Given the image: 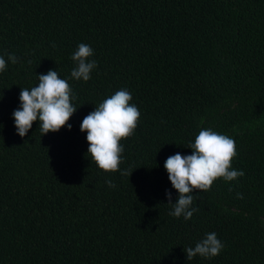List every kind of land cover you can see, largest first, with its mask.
I'll return each mask as SVG.
<instances>
[{
  "label": "trees",
  "instance_id": "trees-1",
  "mask_svg": "<svg viewBox=\"0 0 264 264\" xmlns=\"http://www.w3.org/2000/svg\"><path fill=\"white\" fill-rule=\"evenodd\" d=\"M80 43L87 82L71 78ZM0 56V264H264V0H0ZM49 70L72 88L71 129L20 137V91ZM120 89L140 119L105 173L80 124ZM209 128L234 139L244 176L194 190L198 211L176 218L165 160ZM211 232L220 254L188 261Z\"/></svg>",
  "mask_w": 264,
  "mask_h": 264
},
{
  "label": "clouds",
  "instance_id": "clouds-1",
  "mask_svg": "<svg viewBox=\"0 0 264 264\" xmlns=\"http://www.w3.org/2000/svg\"><path fill=\"white\" fill-rule=\"evenodd\" d=\"M53 47L55 45L53 44ZM93 56V49L80 43L71 56L76 67L71 71V78L87 82L91 72L97 67ZM8 61L15 64L17 57L8 56ZM7 68V61L0 56V73ZM20 106L12 113L16 132L24 137L32 128L34 122L39 121L42 135L49 132H58L61 128L71 129L68 121L76 111L74 107L72 88L67 80L61 79L57 71L49 70L38 76V84L31 89H21L19 94ZM132 95L126 89L116 91L104 99L95 110L85 116L80 124V131L86 132L88 142L87 154L96 166L105 173L120 171L124 148L122 140L134 135L140 119L138 107L131 103ZM192 150L191 155L176 153L169 156L164 163L172 188L179 194L175 203L172 196L166 191L169 204L173 205L170 215L184 220H190L198 211L192 208L195 190L207 192L218 179L226 182L234 181L244 176L242 170L232 168V161L237 155L234 139L220 134L212 129H201L194 142L187 146ZM122 175L130 176L127 171ZM110 188L116 185L111 180L105 181ZM242 199L243 195L237 193ZM224 244L217 238L215 232L206 234V237L197 242L194 247L185 249L188 261L199 255L204 258L218 256Z\"/></svg>",
  "mask_w": 264,
  "mask_h": 264
}]
</instances>
